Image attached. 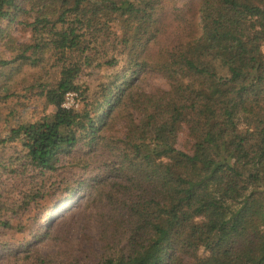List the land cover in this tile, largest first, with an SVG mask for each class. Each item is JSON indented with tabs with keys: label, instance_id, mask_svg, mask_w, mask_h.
Segmentation results:
<instances>
[{
	"label": "trees",
	"instance_id": "trees-1",
	"mask_svg": "<svg viewBox=\"0 0 264 264\" xmlns=\"http://www.w3.org/2000/svg\"><path fill=\"white\" fill-rule=\"evenodd\" d=\"M163 2L0 0V23L21 17L33 40L17 46L12 61H0V82L9 64L34 65L31 57L48 50L60 66L56 86L43 94L54 111L11 129L0 144L20 142V171L42 176L82 141L106 142L116 161L83 183L92 194L108 185L115 192L117 236L96 264H121L114 243L129 256L148 247L153 264H264V0H199L196 36L153 66L168 90L134 93L133 74L118 77L91 116L63 107L79 90L74 56L110 37L114 26L131 66L145 65L141 51L160 34ZM119 123L123 137L115 138ZM183 130L190 152L176 147ZM37 227L38 235L51 233ZM25 253L44 261L37 250Z\"/></svg>",
	"mask_w": 264,
	"mask_h": 264
},
{
	"label": "rangeland",
	"instance_id": "rangeland-1",
	"mask_svg": "<svg viewBox=\"0 0 264 264\" xmlns=\"http://www.w3.org/2000/svg\"><path fill=\"white\" fill-rule=\"evenodd\" d=\"M162 8V26L156 41L143 50L137 48L143 52L140 59L144 66H131L129 48L120 44L123 34L119 26L111 28L110 37L90 41L84 53L74 56L73 62L81 71L76 79L79 90L70 95L77 104L74 110L93 115L99 105H105L118 77L135 74L134 93L168 90L166 80L154 72L153 66L166 52L196 36L199 0H164ZM22 21L17 17L0 23L6 32L0 35V61H12L21 52L17 46L32 44L30 29ZM31 58L37 61L34 65L20 66L19 60L9 64L6 80L0 82V139L11 129L34 123L54 111L47 106L43 94L56 86L60 66L49 50ZM110 60L118 62L107 64ZM123 126L124 123L116 125L111 135L122 138ZM87 144L88 139L70 154L62 155L55 169L42 176L20 171L26 156L20 142L0 144V216L3 212L6 222L4 226L0 221V264H96L112 248L117 234L112 227L115 206L109 196L115 192L108 185L92 194L93 190L83 183L108 172L116 156L106 142L99 148ZM176 147L190 152L191 142L184 130L178 135ZM75 189L80 193L75 195ZM88 193L92 194L89 198ZM38 225L50 227L51 233L38 235ZM121 248L114 243L121 264H153L148 247L136 256L127 255ZM28 249L37 250V257L42 256L44 261L37 263L26 257Z\"/></svg>",
	"mask_w": 264,
	"mask_h": 264
},
{
	"label": "built area",
	"instance_id": "built-area-1",
	"mask_svg": "<svg viewBox=\"0 0 264 264\" xmlns=\"http://www.w3.org/2000/svg\"><path fill=\"white\" fill-rule=\"evenodd\" d=\"M72 94V93H71ZM71 94H68L65 98V102L63 104V107L67 108V109H75L77 107V104L74 103L72 96H70Z\"/></svg>",
	"mask_w": 264,
	"mask_h": 264
}]
</instances>
